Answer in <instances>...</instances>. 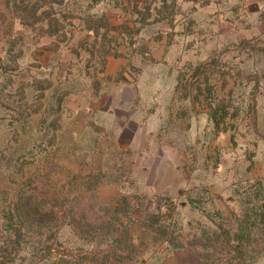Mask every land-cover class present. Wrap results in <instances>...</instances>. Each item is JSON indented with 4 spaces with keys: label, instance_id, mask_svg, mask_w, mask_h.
I'll list each match as a JSON object with an SVG mask.
<instances>
[{
    "label": "rangeland",
    "instance_id": "374dc122",
    "mask_svg": "<svg viewBox=\"0 0 264 264\" xmlns=\"http://www.w3.org/2000/svg\"><path fill=\"white\" fill-rule=\"evenodd\" d=\"M1 12L0 264H264V0Z\"/></svg>",
    "mask_w": 264,
    "mask_h": 264
},
{
    "label": "trees",
    "instance_id": "16d2710c",
    "mask_svg": "<svg viewBox=\"0 0 264 264\" xmlns=\"http://www.w3.org/2000/svg\"><path fill=\"white\" fill-rule=\"evenodd\" d=\"M2 16L3 12L0 13ZM11 248L13 252L21 256L25 252V247L21 243L13 245ZM49 251L51 254V247L47 246L44 251ZM6 252V248L3 249ZM200 254L192 248H177L171 254L163 258L160 264H212L208 261L202 260ZM45 258V257H44Z\"/></svg>",
    "mask_w": 264,
    "mask_h": 264
},
{
    "label": "crops",
    "instance_id": "0c3cea01",
    "mask_svg": "<svg viewBox=\"0 0 264 264\" xmlns=\"http://www.w3.org/2000/svg\"><path fill=\"white\" fill-rule=\"evenodd\" d=\"M221 1H222V5L224 7H227V1L231 2V0H221ZM122 64L123 63L121 61H117L116 59H111L110 62H109V68L108 69L110 70V72L112 74L116 73L117 70L122 66ZM134 84H127V83H124V82L121 81L120 86H118V88H119L118 90L119 91L121 90L120 92H122L124 94V92H126L127 90H129V91L133 90ZM131 100H132V97L130 98V101Z\"/></svg>",
    "mask_w": 264,
    "mask_h": 264
},
{
    "label": "water",
    "instance_id": "95a60500",
    "mask_svg": "<svg viewBox=\"0 0 264 264\" xmlns=\"http://www.w3.org/2000/svg\"><path fill=\"white\" fill-rule=\"evenodd\" d=\"M130 70L132 72H137L138 71V69H136L134 67L130 68ZM122 82L127 83V84H134L135 83V79L130 73L125 72V73H123V76H122ZM8 227H9V225H6V228H8Z\"/></svg>",
    "mask_w": 264,
    "mask_h": 264
}]
</instances>
